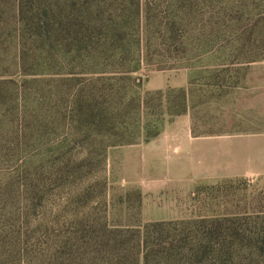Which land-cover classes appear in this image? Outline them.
<instances>
[{
  "label": "rangeland",
  "instance_id": "1",
  "mask_svg": "<svg viewBox=\"0 0 264 264\" xmlns=\"http://www.w3.org/2000/svg\"><path fill=\"white\" fill-rule=\"evenodd\" d=\"M138 2L145 27H137L130 0H51V4L47 0L50 5L44 6L48 9L44 13L56 22L53 17L58 16L53 14L74 4L76 18L97 16L101 31L96 34L103 33V26L112 19L109 16H117L123 41L115 47L122 46L126 54L122 62L117 58L116 68L129 66L132 80L130 84L120 82L119 87L142 95L149 93L145 91L149 85L167 82L170 86L157 91H187V113L163 117L160 130L172 124L190 125L192 135L206 137L244 127L264 128V0ZM15 9L16 0H0V27L5 26L0 39V79L19 81L12 38L17 28ZM68 13L65 9L59 17L65 20L72 16ZM37 14L43 16L42 11ZM142 30L145 37L142 34L139 41ZM161 36L167 40L159 41ZM99 49L93 65L71 58L63 66L37 52L42 55L31 72L35 70L42 81L27 97L37 107V138L26 141L25 152L7 142L0 144L4 149L0 151V213L9 215L4 227L0 224L4 236L20 241L19 248H26V255H44L49 242L89 228L137 226L141 231L148 224L163 223L175 225L163 228L173 234L180 223L225 219L244 235L226 239L220 253L224 260L216 263L264 264V254L258 249L264 228L259 221L264 217V189L232 182L172 196L155 185L179 172L158 159L148 143L109 147L107 139L91 141L71 127L68 92L73 84L50 81L57 76H84L91 68L112 70L113 48L105 45ZM184 81L186 88H180ZM121 127L133 136L140 125L129 120ZM26 177L34 179L30 191L8 189ZM24 192H30V198L22 196ZM3 193L10 195L1 197ZM103 216L105 220L96 219Z\"/></svg>",
  "mask_w": 264,
  "mask_h": 264
},
{
  "label": "trees",
  "instance_id": "2",
  "mask_svg": "<svg viewBox=\"0 0 264 264\" xmlns=\"http://www.w3.org/2000/svg\"><path fill=\"white\" fill-rule=\"evenodd\" d=\"M130 1L135 11L137 27H145L140 3L138 0ZM50 4H47V0H16L17 28L12 38L16 47L15 76L20 80L10 77L0 79V144L7 142L9 146L25 152L28 142L32 143L37 138V107L34 103L30 105L27 100L34 86L42 81L35 70L31 72L42 55L37 52H44L45 56L63 66L71 58L73 61L82 59L93 65L99 57V48L105 45L113 48L112 70L96 71L91 68L84 76H57L56 80L51 78L53 80L50 81L73 84L68 92L70 125L88 135L91 141L105 138L109 141V147L134 145L140 141L146 143L160 134L163 117L172 119L187 113V91L184 89H167L141 95L136 90L125 92L119 87L120 82L130 84L132 80L129 66L122 68L123 65L119 64L121 68H116L117 58L122 62L126 54L122 46L115 47L117 43L119 45L118 41H123L117 27V16H109L112 19L108 25L103 26V33L96 34L101 31L97 16L76 18L72 15L74 4H71L57 10L53 14L58 16L53 17L57 21L52 22L44 13L48 12L44 6ZM91 7L93 6H88L87 9ZM65 9L72 16L63 20L59 16ZM38 11H42L43 16H39ZM54 26L56 29L52 33ZM4 30L5 26L0 27V39ZM144 33L145 30H142L141 35L137 36L139 41L143 39L142 34L145 37ZM157 39L163 42L167 40L166 36ZM2 46L3 42L0 41V47ZM120 69L123 71H118ZM137 83L140 82L137 80ZM129 120L140 125L133 136L126 134V129L121 127ZM103 127L108 128L102 131ZM1 150L4 149L0 148ZM33 183L32 177H26L17 185L11 184L8 189L13 191L14 187H21L24 191H30ZM8 195L10 194L3 193L1 197ZM22 196L30 198V192H24ZM8 216L7 212L0 213L2 226ZM79 219L83 217L80 216ZM96 219L105 220V217ZM261 219L263 222L259 221L264 225V217ZM233 225L235 226L234 222L225 219L190 221L176 225L179 230L173 234L163 232V228L175 225L163 223L148 224L141 231L136 229L137 226L118 225L110 230L104 227L100 230L89 228L79 231V235L76 232L59 236L55 241L49 242L51 246L44 255H26V248H19L20 241L7 239L4 236V226H0V264H218L216 262L219 259L224 260L220 253L225 248L226 239H240L244 235ZM260 242L258 249L264 254V228ZM165 244L170 248H164ZM173 244L180 247L174 248ZM171 247L174 251H171Z\"/></svg>",
  "mask_w": 264,
  "mask_h": 264
},
{
  "label": "crops",
  "instance_id": "3",
  "mask_svg": "<svg viewBox=\"0 0 264 264\" xmlns=\"http://www.w3.org/2000/svg\"><path fill=\"white\" fill-rule=\"evenodd\" d=\"M148 86L147 92L170 84ZM186 81L180 88H186ZM148 143L158 159H163L179 174L170 175L155 185L172 196L194 188H215L222 183L243 182L264 189V128L234 129L223 134L195 137L190 125H167ZM148 151L150 152V148ZM176 161H172V159Z\"/></svg>",
  "mask_w": 264,
  "mask_h": 264
}]
</instances>
